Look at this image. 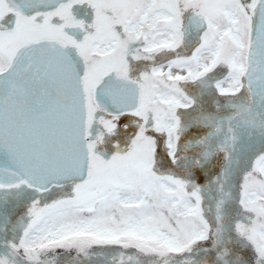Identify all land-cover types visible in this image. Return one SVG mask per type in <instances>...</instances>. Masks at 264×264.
Wrapping results in <instances>:
<instances>
[{
    "label": "snow or ice",
    "instance_id": "1",
    "mask_svg": "<svg viewBox=\"0 0 264 264\" xmlns=\"http://www.w3.org/2000/svg\"><path fill=\"white\" fill-rule=\"evenodd\" d=\"M0 264H264V0H0Z\"/></svg>",
    "mask_w": 264,
    "mask_h": 264
}]
</instances>
